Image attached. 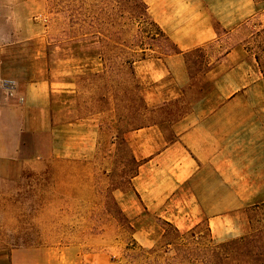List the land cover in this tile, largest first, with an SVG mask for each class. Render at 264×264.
Here are the masks:
<instances>
[{"label":"rangeland","instance_id":"rangeland-1","mask_svg":"<svg viewBox=\"0 0 264 264\" xmlns=\"http://www.w3.org/2000/svg\"><path fill=\"white\" fill-rule=\"evenodd\" d=\"M236 36L264 76V18ZM233 45L189 51L181 85L165 67L177 48L143 0H0V76L24 97L0 92V139L13 142L0 156V264L13 250L19 264H216L221 242L257 234L264 245V202L220 241L191 218L183 185L154 180L150 207L133 188L134 152L177 138L213 87L205 71Z\"/></svg>","mask_w":264,"mask_h":264},{"label":"crops","instance_id":"crops-1","mask_svg":"<svg viewBox=\"0 0 264 264\" xmlns=\"http://www.w3.org/2000/svg\"><path fill=\"white\" fill-rule=\"evenodd\" d=\"M143 1L177 48L165 67L178 84L189 82V51L215 40L235 42L205 71L213 87L193 101V109L179 122L177 138L159 151L134 152L140 163L133 188L140 202L150 207L157 201L162 192L156 179H167L171 189L181 184L188 192L191 218H204L213 237L227 240L238 235L237 213L264 202V76L236 36L255 16L264 18V2ZM12 144L0 139V156L11 155ZM21 251L13 250L12 264H19L13 256Z\"/></svg>","mask_w":264,"mask_h":264},{"label":"trees","instance_id":"trees-1","mask_svg":"<svg viewBox=\"0 0 264 264\" xmlns=\"http://www.w3.org/2000/svg\"><path fill=\"white\" fill-rule=\"evenodd\" d=\"M258 238L250 234L219 243L213 255L216 264H255L258 257L264 256V245Z\"/></svg>","mask_w":264,"mask_h":264},{"label":"built area","instance_id":"built-area-1","mask_svg":"<svg viewBox=\"0 0 264 264\" xmlns=\"http://www.w3.org/2000/svg\"><path fill=\"white\" fill-rule=\"evenodd\" d=\"M0 92L5 96H15L18 103L24 102V97L21 94H16L17 92V81L11 77L0 76Z\"/></svg>","mask_w":264,"mask_h":264}]
</instances>
